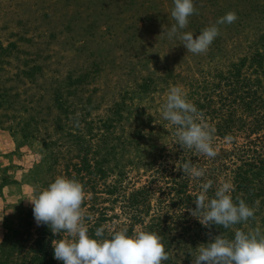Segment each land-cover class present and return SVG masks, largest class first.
<instances>
[{
  "label": "rangeland",
  "instance_id": "obj_1",
  "mask_svg": "<svg viewBox=\"0 0 264 264\" xmlns=\"http://www.w3.org/2000/svg\"><path fill=\"white\" fill-rule=\"evenodd\" d=\"M194 3L198 14L183 30L194 36L229 12L238 17L217 25L220 35L204 54L188 53L182 41L168 38L175 24L173 0H0V243L34 218L27 215L33 208L26 198L57 177L70 178L76 165L84 167L83 156L102 158L100 121L109 109L120 105L126 130L143 127L139 139L159 142L173 156L179 151L174 126L160 115L172 87L179 86L195 103L201 95L196 78L216 69L228 72L240 59L242 71L253 73L255 53L264 81V0ZM80 76L88 81L79 86L73 79ZM138 85L145 90L138 93ZM132 110L129 117L126 112ZM232 141L255 147L264 142V131L217 142V156L204 155L195 166L204 171L202 177L231 183L226 165ZM137 150L120 151L116 160L113 154L110 167L138 155ZM90 165L92 173L83 168L79 174L90 184L82 208L96 217L102 205L112 206L98 191L116 171L103 178L97 163ZM148 174L141 170L138 186ZM202 177L193 176L194 184ZM253 209L258 215L245 224V232L264 234V199Z\"/></svg>",
  "mask_w": 264,
  "mask_h": 264
},
{
  "label": "trees",
  "instance_id": "obj_2",
  "mask_svg": "<svg viewBox=\"0 0 264 264\" xmlns=\"http://www.w3.org/2000/svg\"><path fill=\"white\" fill-rule=\"evenodd\" d=\"M259 58L258 53L251 56L253 73L242 71L240 59L239 63H233L228 72L216 69L210 75H203L202 79L193 81L198 83L197 94H201L193 104L202 113V122L215 128V150L217 142L224 139H236L239 134L258 136L264 131V81L258 69L260 66L255 63ZM86 77L80 76L73 81L79 86L84 85L88 81ZM137 88L138 93L145 90L142 85ZM123 112V108L116 105L100 121L97 148L104 151L102 158L92 160L86 155L82 157L85 163L83 168L90 173L92 162L97 163V172L103 178L116 171L112 181L108 184L105 181L100 186L101 191H98L104 195V202L112 206L102 205L96 217L88 214L92 217L86 221L92 238H111L118 231H126L131 236L137 233L136 228L140 226L144 232L157 233L163 237L162 242L170 259L162 264H192L198 254L197 248L209 243L210 238L223 234L225 238L234 239L237 229L246 231L247 222L230 229L216 225L209 229L192 216L189 209L196 207L193 201L201 194L202 185L211 182L212 187L207 192L209 198L222 185L215 175L202 177L197 180L198 185L194 184L193 176H183L180 170L183 164L190 162L196 166L204 155L195 150H184L177 144L179 151L171 156L159 142L149 139L142 141L138 136L144 133V128L140 126L126 130ZM133 112L126 114L131 117ZM160 115L163 116L162 112ZM232 145L234 152H227L229 163L226 165L234 188L231 195L234 201L243 199L253 208L258 199H264V142H257L255 147L249 144L240 147L236 141H232ZM131 149H138V155L110 167L113 154L116 160L120 151L124 153ZM81 167L76 165L74 172L69 175L70 178L81 179L85 192L89 193L90 184L79 176L83 170ZM129 169L136 173L134 177L128 176ZM141 170L150 174L149 179L138 186L140 180L137 178ZM116 205L120 213L115 212ZM261 205L260 202L258 206ZM256 212L253 219L258 215ZM30 214H33V210L27 215ZM100 227L105 232L104 237L98 238L95 231ZM62 238V235H53L48 225L37 226L34 218L29 217L21 229H14L0 243V264H63V261L54 259L52 247L53 240Z\"/></svg>",
  "mask_w": 264,
  "mask_h": 264
},
{
  "label": "clouds",
  "instance_id": "obj_3",
  "mask_svg": "<svg viewBox=\"0 0 264 264\" xmlns=\"http://www.w3.org/2000/svg\"><path fill=\"white\" fill-rule=\"evenodd\" d=\"M173 3L171 17L175 24L167 31V36L182 41L188 53L192 54H204L209 50L220 35L217 25L231 24L238 19L235 12H229L216 25L194 36L183 31L189 24V18L198 14L194 0H173ZM162 115L174 126L177 144L184 150H195L209 158L217 156L213 146L215 128L202 122V113L187 100L186 93L179 86L169 90ZM180 170L183 176L204 175L202 169H197L190 162H185ZM211 187V182L204 183L201 194L193 201L196 207L189 209L204 227L211 229L216 225L230 229L254 218L255 210L243 199L233 200L231 183L220 185L214 196L209 198L207 192ZM86 198L82 183L62 176L34 198H26L32 205L37 226L48 225L53 235L63 237L52 241L54 259L63 261V264H162L170 259L163 237L157 233L141 231L129 236L126 231H118L111 238H92L86 223L92 217L86 215L82 208ZM104 232L103 227L97 228L95 236L104 237ZM197 252L192 264H264V234L259 229L255 232L237 229L234 239L217 235L210 238L209 243L200 245Z\"/></svg>",
  "mask_w": 264,
  "mask_h": 264
}]
</instances>
